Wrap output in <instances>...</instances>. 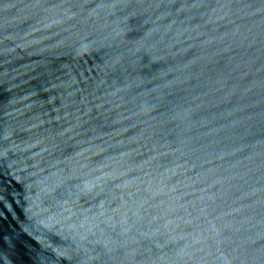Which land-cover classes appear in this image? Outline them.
Masks as SVG:
<instances>
[{
    "label": "water",
    "instance_id": "1",
    "mask_svg": "<svg viewBox=\"0 0 264 264\" xmlns=\"http://www.w3.org/2000/svg\"><path fill=\"white\" fill-rule=\"evenodd\" d=\"M0 264H264V0H0Z\"/></svg>",
    "mask_w": 264,
    "mask_h": 264
}]
</instances>
